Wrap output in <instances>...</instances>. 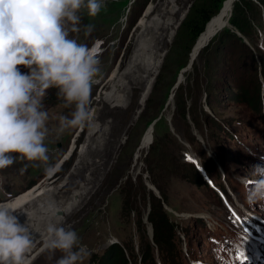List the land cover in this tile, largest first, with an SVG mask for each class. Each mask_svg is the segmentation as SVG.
Here are the masks:
<instances>
[{"label": "rangeland", "instance_id": "rangeland-1", "mask_svg": "<svg viewBox=\"0 0 264 264\" xmlns=\"http://www.w3.org/2000/svg\"><path fill=\"white\" fill-rule=\"evenodd\" d=\"M222 1L198 40L190 38L186 24L196 7L204 3L212 9L213 0H104L105 7L95 18L83 13L80 33L70 36L91 51L96 49L100 60L101 71L91 95L93 121L84 128L60 132L59 116L72 109L62 108L57 90L49 89L44 105L50 134L45 143L49 164L59 168L50 176L43 166L17 160L0 170V202L34 189L45 179L56 205L84 189L79 202L62 215L63 226L75 230L90 253L82 264H97L113 244L125 249L127 264H156L157 260L161 264H221L230 256L229 251L252 245L251 233L264 234V202L247 203L245 181L256 179L252 176L254 165H264V89L263 93L259 89L262 98L257 111L240 103L235 94L243 95L244 90L251 94L257 90L256 81L264 83L259 68L260 59L264 65V0L263 5L246 0L251 5L245 9L244 32L230 22L238 0ZM189 4L186 17L170 40ZM162 8L169 13L166 23L161 18L163 24L158 29L157 63L141 81L125 75V103L119 104L123 107L111 105L109 92L132 57L143 23L155 18ZM223 10L226 13L219 20ZM89 24L93 30L85 34L84 26ZM205 33L208 38L193 53ZM191 57V67L173 89ZM19 67L21 72H28ZM155 74L144 103L145 90ZM180 92L187 111L182 120L177 110ZM201 109L211 111V119L222 129L209 125ZM148 138L152 144L140 149ZM156 141L166 146L178 165V170L155 178L163 187V201L145 171L148 150ZM190 152L198 161L199 154L206 156L209 179L214 187L227 192L226 202L220 197L221 190L188 181L180 164L190 158ZM149 192L162 202L175 225L173 238L161 246L153 241L146 219ZM247 212L258 218H250ZM62 255L48 250L44 241L33 247L28 264H56ZM144 258L148 260L143 262Z\"/></svg>", "mask_w": 264, "mask_h": 264}, {"label": "clouds", "instance_id": "clouds-1", "mask_svg": "<svg viewBox=\"0 0 264 264\" xmlns=\"http://www.w3.org/2000/svg\"><path fill=\"white\" fill-rule=\"evenodd\" d=\"M104 7V0H0V170L19 160L56 171L45 143L49 89L57 90L62 108L72 109L59 116L60 132L93 121L91 95L100 60L70 34L80 33L83 13L95 18ZM84 28L85 34L93 30L91 24ZM252 176L256 179L245 181L249 205L264 202V165H254ZM17 211L25 213L21 205L0 202V264H28L34 247L29 221L21 224ZM47 215L46 248L63 253L56 264H82L90 253L77 232L63 226L55 201L48 203Z\"/></svg>", "mask_w": 264, "mask_h": 264}, {"label": "trees", "instance_id": "trees-1", "mask_svg": "<svg viewBox=\"0 0 264 264\" xmlns=\"http://www.w3.org/2000/svg\"><path fill=\"white\" fill-rule=\"evenodd\" d=\"M221 1L222 0H213L214 4L212 9L208 8L209 6H207V4L204 3L202 4L203 6L196 7L192 15H190L191 18L189 17L190 19L186 24V28L190 38L195 40L204 32L205 25L207 26L211 22V19L213 17L212 15L216 11ZM257 1L263 5V0H257ZM250 5L251 2L246 0H238V2L236 1L233 5L232 8L233 18L230 22L234 27L239 29L241 32H244V28H245V18H246L245 9H247V6ZM258 58L260 59V57ZM259 63H260L259 64L260 76L263 75L264 77V65L261 63V59ZM256 84H257V90L253 91L251 94L249 91H245L244 89H243L244 90L243 95L242 92L239 94L237 93L235 94L237 100L240 103H245L246 105H248V107H251L255 111H257V107H260L261 105L260 100L262 96L259 95L260 94L259 89L261 87V93H263L262 89L264 88V83H260L256 81ZM182 94H183L182 92L178 94V99H180L178 100V106H177L179 120H182L187 113L186 105L184 103ZM202 115L205 119H208L209 125H211L217 130L222 129L221 125L217 121L211 119L212 118L210 117L212 115L211 111L210 112L202 111ZM193 119L195 121L196 117L194 116ZM176 129L179 131L178 126ZM157 143L158 142L156 141L155 144L152 145L148 150L145 171L150 176V179H152V183L154 184L155 188L158 190L162 198L161 201H163L164 200V194H163L164 191H162L163 187L157 181L155 182V178L157 176L164 177L166 174H169L172 169L174 171L178 170V165L176 164L177 161L175 162L172 156L168 153L166 146H163L162 144L158 145ZM199 157H200L199 159L200 165L202 166L203 170L206 172L207 176L209 177V168H208L209 166L207 165V163L204 162L206 156L199 154ZM208 163L211 165L213 164L210 158H208ZM180 169L182 170L183 174L187 175V179L191 184L196 186H205V187L207 186V183L203 180L196 166L191 161L184 160V163L180 164ZM219 189L222 191V193L225 196L227 195L226 198L229 197V195L223 189V187ZM149 195H150V209L148 211L146 219L152 228L153 241L156 243V245L161 246L173 238L175 225L174 223L169 221L168 216L163 209L162 202L155 197L154 193L149 192ZM147 256L150 257L148 254ZM147 260H148L147 258H144L143 262H146ZM97 264H127L125 249L122 248L119 244L111 245L108 248V250L104 253V255L99 259Z\"/></svg>", "mask_w": 264, "mask_h": 264}, {"label": "bare ground", "instance_id": "bare-ground-1", "mask_svg": "<svg viewBox=\"0 0 264 264\" xmlns=\"http://www.w3.org/2000/svg\"><path fill=\"white\" fill-rule=\"evenodd\" d=\"M230 1L231 0H228L227 2H230ZM168 13H169L168 9L162 8V10L160 11V14H158L155 18L151 19L149 22L143 23L140 33L138 35V42H137L136 48L132 52V57L128 61L127 67L125 68L123 73L117 76L116 82L114 86L112 87V90L109 92L108 97L110 99L111 105L115 104L116 107H123V106H120L119 104L125 103L127 89H126V86L123 85V81H122L125 75L132 77L133 81H141L142 79H144V77L147 76V72L151 70L153 66L157 63V55L155 54V51L159 43V40L157 39L158 35L160 36L158 29L161 27L163 23H166L167 21L166 15H168ZM225 13H226V10H223L222 15L220 14L221 16L218 17L219 20L223 18ZM162 17L164 18L163 23L161 20ZM179 21H180V18L178 22ZM178 22L176 23V26ZM173 34H174V31H173ZM173 34L170 40L174 36ZM202 34L197 38V40L202 36ZM206 35H207L206 33L203 35L205 36L204 39H201L199 42L196 41L197 44L195 46L193 53H196L203 46L205 40L208 38ZM161 59L162 57L160 58L159 64L161 63ZM190 60H192L193 62L194 59L191 57ZM151 81L152 79L150 80L147 88L150 86ZM146 90L144 93V98L146 95ZM107 93L108 92H105V95ZM103 100L108 102L107 96L106 97L104 96ZM151 142H152V138H151V141H150V138H148V142L145 143L142 147L140 145L141 147L140 149L148 148ZM57 168H59V165H57L56 169ZM50 176H48L49 178L48 177L47 178L50 179L51 178ZM47 181L48 180L45 179L34 189L28 190L22 193L21 195L16 196L15 198L11 199L10 201H5V202H11V203L22 206V210L27 215L19 211L14 213V215L17 216L21 224H26L29 221L30 227L32 229V235H33L34 242H35L34 247L46 241L47 239L46 226L49 221V216L47 215V206H48V203L52 201V198H53V196L50 193L51 187ZM84 192H85L84 189L81 190V193L80 191H78L77 192L78 195L72 194L69 197L64 198L62 204L56 205L58 208V215H60L63 218L62 215H64L74 205L75 202L77 201L79 202L81 198L80 195L82 196ZM247 215L250 218H255V219L258 218L256 217L255 214H252L249 212H247Z\"/></svg>", "mask_w": 264, "mask_h": 264}, {"label": "water", "instance_id": "water-1", "mask_svg": "<svg viewBox=\"0 0 264 264\" xmlns=\"http://www.w3.org/2000/svg\"><path fill=\"white\" fill-rule=\"evenodd\" d=\"M189 8H190V4H189L187 10H186V11L183 13V15L181 16V19H180V21L178 22V24H177V26H176V28H175V30H174V34H173V35L176 34V31H177L178 27L180 26V24L182 23V21L184 20V18L186 17V14L188 13ZM166 53H167V50H166V51L163 53V55H162L161 63L163 62ZM191 65H192V60H190V61L188 62V64L185 66V68H183V69L181 70L180 75H179V78H178L177 82L175 83V85L173 86V89H175V88L178 87V85L181 83V81H182V79H183V73H185V72L191 67ZM156 76H157V74H155V75L152 77L151 84H150V86H149V87L147 88V90H146V95H145V98H144V103H145V101H146L148 95H149L150 92H151V89H152V86H153L154 81H155V79H156ZM154 122H155V121H154ZM152 126H153V124H152ZM188 159H189L192 163H194V165L196 166L197 170H198L199 173L201 174L203 180L206 181L210 186H212L211 183H210V181H209V179L207 178V176H206V174H205L203 168L201 167L200 163H199L198 160L196 159V157H195L194 155H191V157L188 158ZM150 189L153 190L152 187H151Z\"/></svg>", "mask_w": 264, "mask_h": 264}, {"label": "snow or ice", "instance_id": "snow-or-ice-1", "mask_svg": "<svg viewBox=\"0 0 264 264\" xmlns=\"http://www.w3.org/2000/svg\"><path fill=\"white\" fill-rule=\"evenodd\" d=\"M95 52H96V49H93L92 53L95 54ZM244 230H245V232L248 231L246 228ZM238 259L240 260V264H247L250 257H248L246 251L240 250L239 255H238Z\"/></svg>", "mask_w": 264, "mask_h": 264}]
</instances>
